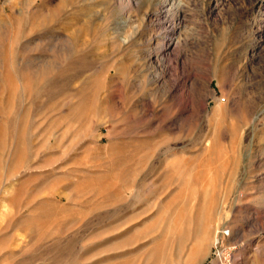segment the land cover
Returning a JSON list of instances; mask_svg holds the SVG:
<instances>
[{"label": "rangeland", "instance_id": "rangeland-1", "mask_svg": "<svg viewBox=\"0 0 264 264\" xmlns=\"http://www.w3.org/2000/svg\"><path fill=\"white\" fill-rule=\"evenodd\" d=\"M160 1L0 0V264H264V0Z\"/></svg>", "mask_w": 264, "mask_h": 264}, {"label": "built area", "instance_id": "built-area-1", "mask_svg": "<svg viewBox=\"0 0 264 264\" xmlns=\"http://www.w3.org/2000/svg\"><path fill=\"white\" fill-rule=\"evenodd\" d=\"M217 234H218V240L215 243L216 245L217 244H221L223 242V239L230 235V230L229 229H220ZM212 255H213V257H211V261L210 262L212 264H216L215 262H213V260L216 259L217 257H219V254L215 250V251L212 252ZM220 264H225V263L220 262Z\"/></svg>", "mask_w": 264, "mask_h": 264}, {"label": "bare ground", "instance_id": "bare-ground-1", "mask_svg": "<svg viewBox=\"0 0 264 264\" xmlns=\"http://www.w3.org/2000/svg\"><path fill=\"white\" fill-rule=\"evenodd\" d=\"M166 1H167V0H161L160 2H161V4H162L163 6H166ZM217 240H218V235H217V237H216L215 242H217Z\"/></svg>", "mask_w": 264, "mask_h": 264}]
</instances>
